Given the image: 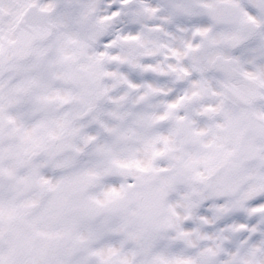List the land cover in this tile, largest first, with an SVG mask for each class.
Instances as JSON below:
<instances>
[{
    "label": "snow or ice",
    "instance_id": "obj_1",
    "mask_svg": "<svg viewBox=\"0 0 264 264\" xmlns=\"http://www.w3.org/2000/svg\"><path fill=\"white\" fill-rule=\"evenodd\" d=\"M0 264H264V0H0Z\"/></svg>",
    "mask_w": 264,
    "mask_h": 264
}]
</instances>
